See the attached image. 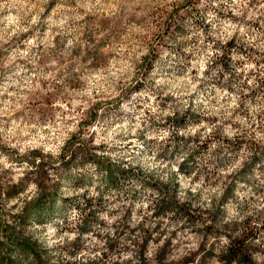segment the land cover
<instances>
[{
  "label": "clouds",
  "instance_id": "9594fccd",
  "mask_svg": "<svg viewBox=\"0 0 264 264\" xmlns=\"http://www.w3.org/2000/svg\"><path fill=\"white\" fill-rule=\"evenodd\" d=\"M0 264H264V0H0Z\"/></svg>",
  "mask_w": 264,
  "mask_h": 264
},
{
  "label": "rangeland",
  "instance_id": "374dc122",
  "mask_svg": "<svg viewBox=\"0 0 264 264\" xmlns=\"http://www.w3.org/2000/svg\"><path fill=\"white\" fill-rule=\"evenodd\" d=\"M47 203V201L45 200V201H42V204H46ZM25 246H28L27 244H26V242H25Z\"/></svg>",
  "mask_w": 264,
  "mask_h": 264
}]
</instances>
